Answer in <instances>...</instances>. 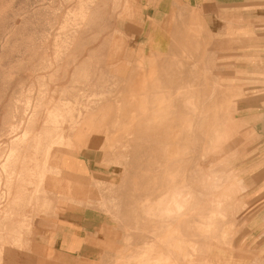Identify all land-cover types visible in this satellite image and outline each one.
<instances>
[{
    "label": "rangeland",
    "instance_id": "obj_1",
    "mask_svg": "<svg viewBox=\"0 0 264 264\" xmlns=\"http://www.w3.org/2000/svg\"><path fill=\"white\" fill-rule=\"evenodd\" d=\"M165 260L264 264V0H0V264Z\"/></svg>",
    "mask_w": 264,
    "mask_h": 264
},
{
    "label": "bare ground",
    "instance_id": "obj_2",
    "mask_svg": "<svg viewBox=\"0 0 264 264\" xmlns=\"http://www.w3.org/2000/svg\"><path fill=\"white\" fill-rule=\"evenodd\" d=\"M159 261H162V258H161V260H159ZM163 261H164V260H163ZM163 261H162V262H163ZM167 262H168V260H165V262H164L163 264H165V263L168 264ZM153 263H154V262H153ZM155 264H156V262H155Z\"/></svg>",
    "mask_w": 264,
    "mask_h": 264
}]
</instances>
